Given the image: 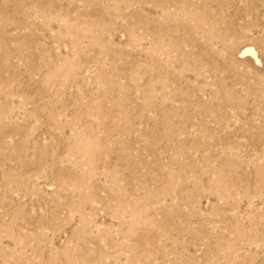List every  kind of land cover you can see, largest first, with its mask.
Segmentation results:
<instances>
[{
	"label": "rangeland",
	"instance_id": "374dc122",
	"mask_svg": "<svg viewBox=\"0 0 264 264\" xmlns=\"http://www.w3.org/2000/svg\"><path fill=\"white\" fill-rule=\"evenodd\" d=\"M0 264H264V0H0Z\"/></svg>",
	"mask_w": 264,
	"mask_h": 264
},
{
	"label": "bare ground",
	"instance_id": "6f19581e",
	"mask_svg": "<svg viewBox=\"0 0 264 264\" xmlns=\"http://www.w3.org/2000/svg\"><path fill=\"white\" fill-rule=\"evenodd\" d=\"M244 53H248L250 56H253V59L255 57V53H254V51L252 49H246Z\"/></svg>",
	"mask_w": 264,
	"mask_h": 264
}]
</instances>
